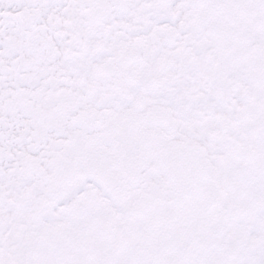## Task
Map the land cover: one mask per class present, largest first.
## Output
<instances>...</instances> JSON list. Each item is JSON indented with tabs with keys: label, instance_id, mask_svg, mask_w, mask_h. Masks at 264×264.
Masks as SVG:
<instances>
[{
	"label": "snow or ice",
	"instance_id": "snow-or-ice-1",
	"mask_svg": "<svg viewBox=\"0 0 264 264\" xmlns=\"http://www.w3.org/2000/svg\"><path fill=\"white\" fill-rule=\"evenodd\" d=\"M0 264H264V0H0Z\"/></svg>",
	"mask_w": 264,
	"mask_h": 264
}]
</instances>
